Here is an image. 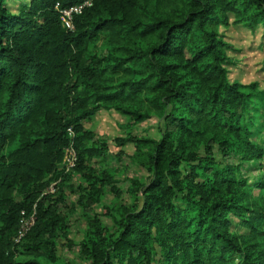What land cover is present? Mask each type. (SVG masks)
I'll return each instance as SVG.
<instances>
[{"label": "trees", "instance_id": "obj_1", "mask_svg": "<svg viewBox=\"0 0 264 264\" xmlns=\"http://www.w3.org/2000/svg\"><path fill=\"white\" fill-rule=\"evenodd\" d=\"M82 1L29 0L13 12L0 0V264H62L68 226L45 190L68 148L88 183L78 203L90 264H264V178L252 183L231 161L264 159V89L230 80L220 33L232 16L264 26V0H97L69 30L56 5ZM101 108L132 126L160 118L159 139H118L150 144L148 176L131 181L130 204L106 209L110 228L94 206L117 180L88 167L103 148L85 128ZM23 211L36 219L15 243Z\"/></svg>", "mask_w": 264, "mask_h": 264}, {"label": "rangeland", "instance_id": "obj_2", "mask_svg": "<svg viewBox=\"0 0 264 264\" xmlns=\"http://www.w3.org/2000/svg\"><path fill=\"white\" fill-rule=\"evenodd\" d=\"M29 0H8V5L16 12L23 3ZM231 25L228 28L220 27V33L225 41L232 47L227 50L231 63L228 65L229 78L232 82L242 84L258 83L260 89H264V26L248 27L245 23H239L234 16L231 17ZM130 37L122 41L128 42ZM137 39H133L136 42ZM110 46L106 44V38H102L97 46L100 55L108 53ZM108 50V51H107ZM145 103H147L145 101ZM260 120V119H259ZM130 118L115 109L101 108L92 118L85 122V128L95 134V139L90 143L94 147H102L103 154L94 157L88 167L98 173L108 170L115 174L117 180L105 188L101 201L94 206V212L100 216L101 221L108 228L113 226L112 218L106 214V209L114 213V208L127 205L131 202L129 188L133 179L144 182L148 176L145 167L141 166V152L146 151L150 144L139 149L133 142L128 141L119 145L118 139L137 137L140 139L160 138V118L153 115L151 118L130 124ZM260 122H263L262 118ZM257 122V124H260ZM104 146L106 149H104ZM59 165L58 177L49 179V186L45 193H53L60 197L58 211L65 218L68 226V238L61 241L56 251V256L62 264H90L89 258L81 251V243L85 239L89 224L79 205V198L88 187L83 175L76 170V164L71 166L69 153ZM231 161L241 164L244 174L252 183L264 178V159L241 163L238 157H232ZM77 163V162H76ZM231 219L235 222L234 216ZM247 232V229L235 227L234 231ZM32 257L19 255L18 260L28 261ZM44 264H52L46 259H41ZM238 256V262H240Z\"/></svg>", "mask_w": 264, "mask_h": 264}, {"label": "built area", "instance_id": "obj_3", "mask_svg": "<svg viewBox=\"0 0 264 264\" xmlns=\"http://www.w3.org/2000/svg\"><path fill=\"white\" fill-rule=\"evenodd\" d=\"M96 1L97 0H83L82 2L69 7H63L58 3L56 5V9L60 14V18L63 25L69 30H74L75 16L81 14L85 9L93 6ZM69 132L71 135H73V131L71 129H69ZM68 153L70 156V165L74 166L77 162V154L73 148H68L66 154ZM35 219L36 211L29 215L25 211L22 212V217L20 220V229L17 236L14 238L15 243H19L26 236L27 232L34 225Z\"/></svg>", "mask_w": 264, "mask_h": 264}]
</instances>
